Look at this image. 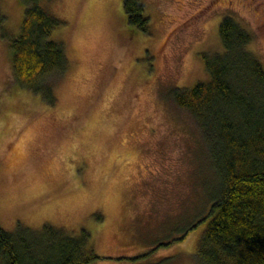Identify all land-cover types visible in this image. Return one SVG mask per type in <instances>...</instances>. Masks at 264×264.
<instances>
[{"label": "rangeland", "instance_id": "374dc122", "mask_svg": "<svg viewBox=\"0 0 264 264\" xmlns=\"http://www.w3.org/2000/svg\"><path fill=\"white\" fill-rule=\"evenodd\" d=\"M123 1H40L61 22L50 38L69 62L50 105L13 78L24 5L0 0V227L86 230L92 264H201L204 222L177 239L202 209L209 164L166 95L207 79L225 15L252 33L247 48L264 66V0H141L148 32L128 24Z\"/></svg>", "mask_w": 264, "mask_h": 264}, {"label": "trees", "instance_id": "16d2710c", "mask_svg": "<svg viewBox=\"0 0 264 264\" xmlns=\"http://www.w3.org/2000/svg\"><path fill=\"white\" fill-rule=\"evenodd\" d=\"M20 1V29L9 42L12 75L52 105L54 86L69 67L62 43L50 38L61 22L40 6L41 0ZM123 9L129 25L149 31L141 0H124ZM4 22L0 11V25ZM218 36L222 51L204 60L207 79L166 95L191 117L211 176L209 184L198 185L202 209L177 240L204 222L196 241L198 262L264 264V66L247 48L252 33L231 16L221 18ZM97 259L83 229L72 236L48 224L12 232L0 227V264H92Z\"/></svg>", "mask_w": 264, "mask_h": 264}]
</instances>
